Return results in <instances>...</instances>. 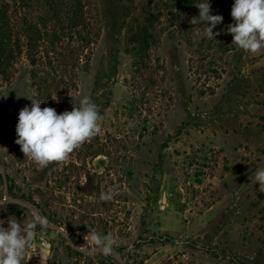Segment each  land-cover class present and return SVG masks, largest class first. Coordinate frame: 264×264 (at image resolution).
Masks as SVG:
<instances>
[{"label":"rangeland","instance_id":"374dc122","mask_svg":"<svg viewBox=\"0 0 264 264\" xmlns=\"http://www.w3.org/2000/svg\"><path fill=\"white\" fill-rule=\"evenodd\" d=\"M77 1L0 0L14 27L0 67V165L9 194L68 238L37 226L22 264H118L91 251L90 232L110 236L125 264H264V187L251 179L264 169V49L232 43L233 0H209L223 17L213 31H225L202 47L197 12L165 0H79L89 25L75 29L95 36L80 45L68 21ZM154 5L151 38L132 50L128 18L142 25ZM52 15L73 37L53 42ZM84 96L100 132L46 167L24 157L15 125L29 99L61 113ZM11 216L36 217L5 201L0 179V220Z\"/></svg>","mask_w":264,"mask_h":264},{"label":"clouds","instance_id":"9594fccd","mask_svg":"<svg viewBox=\"0 0 264 264\" xmlns=\"http://www.w3.org/2000/svg\"><path fill=\"white\" fill-rule=\"evenodd\" d=\"M195 7L198 16L192 21L198 18L204 27V35L216 40L215 37L225 29L216 32L213 29L221 25L223 17L213 14L209 0H201ZM230 16L233 23L227 25L226 33L232 36V43L251 53L264 49V0H233ZM29 100L30 106L23 107L18 113L15 143L24 157L36 165L46 167L52 162L64 161L100 132L98 108L88 96L73 105L71 111L61 113L54 108H41L43 102L40 100ZM251 179L259 184V188L264 187V169L257 170ZM101 198L108 199L110 194H102ZM46 224L47 219L43 216L27 223L14 216L0 220V264H22L26 251L32 246L35 229L37 226L43 229ZM88 239L103 253L111 251L113 240L110 236L90 232Z\"/></svg>","mask_w":264,"mask_h":264},{"label":"trees","instance_id":"16d2710c","mask_svg":"<svg viewBox=\"0 0 264 264\" xmlns=\"http://www.w3.org/2000/svg\"><path fill=\"white\" fill-rule=\"evenodd\" d=\"M201 0H165V2L161 3V7H163L165 10H170L171 12L174 11H182V10H195V15L198 16V9L195 7L196 4L200 3ZM160 6L154 5L151 10L147 12V15H145V18L143 20L142 25L137 24L135 21L134 17H129L127 24V38H126V43L127 46H131L133 49H139L140 51H143L145 49V46H147L149 39L151 38L150 32L152 31V27L155 24V21L157 20V17L159 16L160 12ZM54 13V12H53ZM71 17L68 19V21L71 22L69 25L70 29H74L73 35L75 38H77V41L81 45H89L93 42V39L95 36H93L91 33H86V35H83L80 33L78 29H75L77 27H83V26H88L89 24L87 23V19L85 17L86 13L84 12V7L81 3V1H77L74 7H72V10L70 12ZM53 16V15H52ZM195 16V17H196ZM198 20V18H196ZM66 21V19H63ZM52 23L57 27V29L53 31L52 35H50L53 39V42L61 43L62 39L64 38H71L73 37L72 34L70 36L64 35V28L60 24H62L61 19L57 16H53L51 18ZM135 24V25H134ZM53 25V26H54ZM22 27L25 28V35L26 39L29 42V47L30 49L32 46L37 47L35 44L32 45V42L35 40L36 42L39 41L40 35L39 32L36 30V28L33 25H26L25 22H23ZM55 28V27H53ZM199 28L201 29V32L203 34L204 32V27L203 25L199 22ZM136 31V33H135ZM82 32V31H81ZM14 34V27L10 25L8 18L6 16V9L0 8V67H5L8 65V62L12 59V54H13V46L11 45L12 43V37ZM199 35V38L201 37L202 43H199L201 47L203 44L207 43L208 40L206 37L203 35ZM38 38V39H35ZM17 43L15 45V50L19 53V44ZM216 43V41H213ZM220 46L224 45V43L219 44ZM139 48H136V47ZM140 51H137V54H140ZM136 54V53H135ZM1 179V177H0ZM9 194V191H8ZM9 196H11L9 194ZM12 198L17 199L16 197L11 196ZM9 204V203H8ZM12 207L15 208H20L24 210L22 207L14 205V204H9Z\"/></svg>","mask_w":264,"mask_h":264},{"label":"water","instance_id":"95a60500","mask_svg":"<svg viewBox=\"0 0 264 264\" xmlns=\"http://www.w3.org/2000/svg\"><path fill=\"white\" fill-rule=\"evenodd\" d=\"M0 177H1L2 187H3V197H4L5 201L9 204H14V205L20 206L26 210H29V211L33 212L36 217H40L39 214L37 213L36 209L32 208L29 204H26V203L20 201L19 199H15V198H12L11 196H9L7 178L5 175L4 168L1 165H0ZM44 228L49 230V231L57 232L61 237H64L68 241L66 233L63 229H61V228H59V227H57L51 223H48V222ZM76 250H79V249H76ZM91 251L97 252V253L105 255V256L113 257L118 262V264H125L122 259H120L117 255H115L113 253V251H110L108 253H103L97 247L93 248Z\"/></svg>","mask_w":264,"mask_h":264}]
</instances>
